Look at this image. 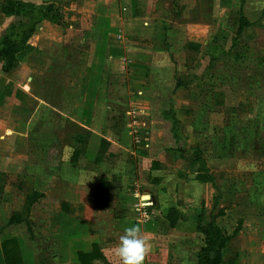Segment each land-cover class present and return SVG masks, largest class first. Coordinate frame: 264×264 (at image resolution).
<instances>
[{"label":"crops","instance_id":"crops-1","mask_svg":"<svg viewBox=\"0 0 264 264\" xmlns=\"http://www.w3.org/2000/svg\"><path fill=\"white\" fill-rule=\"evenodd\" d=\"M22 1L36 4L52 3L50 0ZM83 2L78 6L81 9L80 13L83 10L88 11L90 6L94 10L92 14L94 20H92L90 29L93 37L88 50H82L81 54L76 55L75 50H72L65 39L59 24L43 20L29 40L31 49L14 70L4 73L2 71L4 59L0 57V177L4 176L5 181L3 192L0 194V264H6L3 248L6 241L7 250L14 248L19 251L22 264H80L78 253L91 252L94 244L100 247L108 264H119L114 251L115 247L120 235L123 234V229L133 224L140 226L141 235L150 248L144 264H197V253L204 245L202 234L196 231L198 206L205 203L204 221L209 220V214L213 211V208L208 207L204 196L209 182H200L197 179L199 164L188 151V157L182 158L173 137L171 118L165 119L161 116L157 119L158 121L151 119L152 121L147 120L144 123L150 137L146 136L142 139L149 140L150 144L146 145L148 147L143 151L128 150L132 148L129 144L136 145L124 135L125 142H128L125 143V157H123V150L120 149L118 151L120 156L118 155L119 158L113 163L112 168L118 167L117 163H119L120 167L126 170V167L131 165L128 158L137 155L139 159L144 160L143 162L149 160L145 164L148 175H153L154 171L159 172L155 175L157 179L154 182L162 180L163 183L167 182L165 186H179V190H182V197H179L181 201L175 204L168 201L167 206V208L174 207L180 213L176 225L174 227L169 225L165 218L167 208L163 209L159 205L158 195L156 196L154 191L152 195L148 193L145 196L144 193L145 203H150L151 206L150 218L145 221L139 219V202H137L138 199L132 197V193L129 194L131 197L122 196L121 193L119 197L113 199V202H117L113 205L116 207L115 210L113 209V218L107 221L99 219L100 223H91L88 221L90 219L87 220L89 212H95L96 190L89 180L76 179L74 181L71 172L72 170L79 171L82 167L81 162L83 166L91 165L89 162L94 160L91 155L94 149L89 148V143L97 139L100 142L101 138H105L102 133L105 103L102 104V95L98 93L97 96L95 93V90L98 91L96 88L98 82L91 83L90 81V72L95 68L94 63H96L94 58L102 60L108 55L106 59L109 64L119 62L122 65L120 70L125 69L126 66L127 72L129 68H132L135 74L137 70H141V67L146 68L142 62L149 64L151 73L155 72L156 78L153 81H147L148 83H142V86L136 84L135 87L154 90V95L164 97L167 103L171 99L175 100V96L188 85L180 77L187 74V71L181 70L179 78L175 80L172 77L171 80L169 71H173V76L176 75L175 71L180 73L175 63L171 64L172 68L170 65L165 66L159 54L156 55L148 45L146 48L140 46L128 48L126 44L125 49L121 51L113 45L110 46V42L122 45L123 39H114V41L107 36L106 38L101 37V31L98 29L104 27L107 31L109 25L104 19H99L100 14H95V10L113 9L121 0H84ZM127 5H131L133 11L138 10V6L136 8L132 6L131 0L127 2ZM150 5L151 0H147L145 2L147 10L151 8ZM241 13L254 25L258 27H260L258 23L264 25V0H244ZM0 18L1 36L8 24L4 20H11V18L1 13ZM106 40L108 49H103L105 45L103 42ZM94 45L97 48H94ZM210 47L220 48L215 44L209 46L208 49ZM220 49L229 51L224 47ZM120 52L122 56L119 55ZM124 52L126 55L123 54ZM207 53L206 57L203 56L206 59L198 66L199 71L204 68L205 62L209 66L211 57L208 51ZM196 64L197 62L193 67ZM70 70L73 73L68 76ZM109 70V72H100L102 80L107 82L111 80L114 68ZM61 72H64V79L65 77L67 79L62 82L64 83L62 86L59 84ZM118 74H120L119 71ZM45 80L48 82L47 88L42 86ZM98 80L101 78L99 77ZM165 87L168 91L162 92ZM42 89H47L46 96L42 97ZM89 91H92V94H88ZM59 93L62 94L60 98ZM137 93L143 94L142 91H137ZM93 94L94 99H92ZM55 97L58 100H55ZM151 102L154 103V100L151 99ZM167 103H162L163 111L168 109ZM169 112L171 109L167 110V113ZM63 119L91 133L86 153L80 156L75 163L72 162L73 146L59 147L57 142L56 144L51 143L53 138L62 131L60 122L64 121ZM93 122L97 123L94 129L92 128ZM155 122H159L166 129L161 130ZM147 131L146 135L149 134ZM101 161L97 164L99 167L103 164ZM154 163L157 165L154 166ZM108 171L106 175L111 172L116 173L113 169ZM113 178L116 177L113 176ZM25 190H35L44 194L32 206L28 218L30 220L34 214V221L37 224L35 226L30 223L28 226L26 222L8 224L12 214L23 212L26 200ZM167 190L169 191V188ZM135 196H138V193H135ZM189 197H194V199L191 198L189 201ZM96 213L100 216L104 212L98 210ZM106 215L110 218L109 213ZM234 229L235 227L225 228L223 231L229 234ZM257 234L256 229L253 231L248 227L246 232V227H242L238 235L231 239L230 243H234L235 240L242 241L243 251L239 248L237 250L240 253L234 251V254L242 255L238 264H264V234L262 240H255ZM10 240L15 243L8 242ZM254 250H257L255 252L258 254L252 253ZM95 263L102 264L100 261H95Z\"/></svg>","mask_w":264,"mask_h":264},{"label":"rangeland","instance_id":"rangeland-1","mask_svg":"<svg viewBox=\"0 0 264 264\" xmlns=\"http://www.w3.org/2000/svg\"><path fill=\"white\" fill-rule=\"evenodd\" d=\"M50 1L56 5L55 21L62 28L72 50H75L76 55L81 54L82 50H88L93 37L90 30L94 20L93 8L90 6L88 11L83 10L80 13L81 9L78 6L83 4L84 0ZM124 1L126 0L117 2V7L114 3L113 9L95 10V14H100L99 19H104L109 25L107 31L104 27L98 29L101 31V37L107 36L111 40H119L118 35H121L122 45L110 42V46L113 45L121 51L125 49L126 44L128 48L135 46L146 48L148 45L156 55L159 54L165 66L175 63L180 73L175 71L176 75L173 76V71H169L171 80L172 77L177 80L182 73L181 70L187 71V74L180 77L188 86L175 96V100L171 99L172 102L167 103L164 97H156L154 90L135 87L136 84L142 86V83H148L156 78L157 75L154 74L155 72L151 73L149 64L142 62L147 69L141 67V70H137L135 74L132 68L127 72L126 66L125 69L120 70L122 65L119 62L109 64L106 59L108 55L105 59H100L101 61L97 57L94 58L96 63H94L95 68L90 72V81L98 82L96 88L99 92L95 90V93L97 96L100 93L103 97L102 104L105 103L102 133L110 145L102 156L103 164L99 167L94 161L98 156L100 142L98 139L91 141L89 148L94 149L91 154L94 160L90 161L91 165L88 166H83L81 162L80 170H72L71 176L74 181L89 180L94 188L98 178H108L112 180L113 187L107 192L95 189V197L98 199L94 201L95 212H89L87 220L90 219L88 221L91 223H100L99 219L107 221L113 218V209H116L113 205L117 204L113 199L119 197L121 193L122 196L132 193V197L138 199L140 207L145 203L144 197L148 193L152 195V191L156 196L158 195L161 203L159 205L163 209L167 208L168 201L171 204L181 201L179 197H182V190H179V186H165L167 182L163 183L162 180L154 182L157 179L155 175L159 172L154 171L153 175H148L145 164L149 160L143 162L144 160L139 159L137 155L130 156L132 159L129 157L128 162L131 165L126 167V170H123L119 163H117L118 167L112 168L113 163L119 158L118 155L120 156L118 151L121 149L123 155L126 153L125 143L128 142H125L124 135L136 145L129 144L132 148L128 150L143 151L148 147L146 145L150 144L149 140L142 139L146 136L150 137L144 123L147 120L152 121L151 119L158 121L161 116L165 118L167 110L171 109V115L178 121L181 144L192 158L196 159L200 156L205 160L208 172L206 174L213 178V182L208 183L204 196L208 207L213 208L212 212L222 211V215L216 219L217 224L224 230L233 229L240 226L239 224L241 228L246 227V232L248 227L253 231L256 229L258 234L254 239L262 240L264 234V230H261L264 228V25L258 23L260 27L246 26L242 32H237L244 0H151L149 10L145 7L147 0H131L133 7L138 6L135 12L131 9V5H127L129 0ZM9 18L11 20H4L8 23L7 26L13 20V17ZM104 43L103 49H108L107 40ZM212 44L229 49V53L214 61L211 67L205 62L204 68L199 71L198 66L206 59L208 47ZM93 47L97 48L96 45ZM120 54L122 56V52ZM123 54L126 55L125 52ZM195 62L197 64L193 67ZM111 68H114L111 80L109 78H107L108 82L102 80L100 72H109ZM72 73L70 70L68 76ZM64 76V72L59 74L60 86L67 80ZM99 77L101 80H98ZM47 84L45 80L42 86L47 88ZM137 91H142L143 94L139 95ZM164 91H168L167 87L162 90ZM47 93V89H42V97ZM89 93L92 94V91ZM58 97H62V94L59 93ZM162 103L169 105L166 104L168 108L166 111L162 110ZM155 123L161 130L166 129L159 122ZM96 125L97 123L93 122L92 128L94 129ZM61 127L62 131L51 143L57 142L59 147L70 146L67 135L79 130L76 124L65 120L60 122ZM146 131L149 134L146 135ZM111 169L116 173L111 172L106 175ZM197 172L199 173V169ZM135 193H138V196H135ZM191 198L189 197V201ZM202 206L205 207L204 202L198 206L199 212ZM98 210H103L104 213L98 216L96 213ZM106 212L109 213L110 218L107 217ZM26 223L28 226L37 224L34 221V214ZM237 248L243 251L242 241L235 240L234 243L229 244L225 264H229L233 258H239L236 261L240 263L242 255L234 256V251H238ZM255 251L257 250L252 253L258 254Z\"/></svg>","mask_w":264,"mask_h":264},{"label":"trees","instance_id":"trees-1","mask_svg":"<svg viewBox=\"0 0 264 264\" xmlns=\"http://www.w3.org/2000/svg\"><path fill=\"white\" fill-rule=\"evenodd\" d=\"M55 7L56 5L54 3L36 4L22 0H0V13L8 18L13 17V20L0 36V57L4 59L2 65V71L4 73H9L20 64L24 55L31 49L29 40L35 34L38 25L43 20H49L56 23L55 16L57 10ZM238 25L237 32L239 33L242 32L246 26H252L254 24L244 18L241 14ZM227 52L217 47H210L209 55L211 59L208 67H211L214 61L218 60L220 56ZM235 58H237V55H235ZM165 118H171L173 120L172 133L178 144L177 149L182 158H187L188 153L181 144L182 137L178 132V121L171 115V112L166 113ZM76 128L81 132H72L66 137L69 140L68 144L74 147L72 155L73 163L86 153L87 145L89 143L88 139L91 134L88 130H82V128L78 126H76ZM109 145L110 142L105 138L100 139L98 156L95 158L94 162L98 163L101 160ZM195 161L199 164L197 179L200 182H213V178L210 175H207L208 172L206 171L207 167L205 160L198 156ZM153 165L156 166L157 163H154ZM4 183V176L0 177V194L3 192ZM112 187L113 182L108 178H98L95 182L96 190L107 192ZM25 192L26 200L23 212L12 214L8 224L26 222L30 216L32 206L44 196L43 193L35 190H25ZM96 200L98 199L96 198ZM204 213V206H202L197 215L196 231L202 234L204 245L197 253V264H225L227 262L225 259L227 248L231 239L238 235L241 229V224H239L240 226L235 227L231 233L227 234V232L223 231L222 227L216 222V219L222 215L221 210L217 213L211 212L208 221H204ZM165 218L168 220L169 225L174 227L180 218V213L174 207H169L166 210ZM6 242H4L3 245L6 264H22L19 251H16L14 248H9L7 250ZM8 242L13 243L14 241L10 240ZM234 256H237V254H234ZM78 261L80 264H97L95 261H100L102 264H108L97 244L93 245L92 251L89 253L79 252ZM229 264H238V261L233 258Z\"/></svg>","mask_w":264,"mask_h":264},{"label":"clouds","instance_id":"clouds-1","mask_svg":"<svg viewBox=\"0 0 264 264\" xmlns=\"http://www.w3.org/2000/svg\"><path fill=\"white\" fill-rule=\"evenodd\" d=\"M114 251L119 264H144L150 248L141 235L140 226L133 224L123 229Z\"/></svg>","mask_w":264,"mask_h":264},{"label":"built area","instance_id":"built-area-1","mask_svg":"<svg viewBox=\"0 0 264 264\" xmlns=\"http://www.w3.org/2000/svg\"><path fill=\"white\" fill-rule=\"evenodd\" d=\"M118 39L121 40V35H118ZM138 142H139V139H138ZM150 207H151L150 203H144L143 205H141L140 210H139L140 211V214H139L140 220L145 221V220L150 218V215H151Z\"/></svg>","mask_w":264,"mask_h":264}]
</instances>
